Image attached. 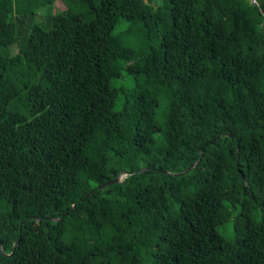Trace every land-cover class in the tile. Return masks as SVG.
Returning a JSON list of instances; mask_svg holds the SVG:
<instances>
[{
    "label": "trees",
    "instance_id": "trees-1",
    "mask_svg": "<svg viewBox=\"0 0 264 264\" xmlns=\"http://www.w3.org/2000/svg\"><path fill=\"white\" fill-rule=\"evenodd\" d=\"M56 1L0 0V264H264V0Z\"/></svg>",
    "mask_w": 264,
    "mask_h": 264
},
{
    "label": "rangeland",
    "instance_id": "rangeland-1",
    "mask_svg": "<svg viewBox=\"0 0 264 264\" xmlns=\"http://www.w3.org/2000/svg\"><path fill=\"white\" fill-rule=\"evenodd\" d=\"M61 5L60 1H56L55 7H59ZM56 9V8H54ZM238 224V223H237ZM56 256L54 254H49L46 250V245L43 246H34L31 248L29 254V260L32 263H46L52 264L56 260Z\"/></svg>",
    "mask_w": 264,
    "mask_h": 264
},
{
    "label": "water",
    "instance_id": "water-1",
    "mask_svg": "<svg viewBox=\"0 0 264 264\" xmlns=\"http://www.w3.org/2000/svg\"><path fill=\"white\" fill-rule=\"evenodd\" d=\"M187 168H188V167H187ZM120 176H121L120 174H117L116 177L113 178V180H114V181H119ZM49 218H50V217H49ZM51 218H52V217H51ZM54 218L56 219L57 217H54Z\"/></svg>",
    "mask_w": 264,
    "mask_h": 264
}]
</instances>
